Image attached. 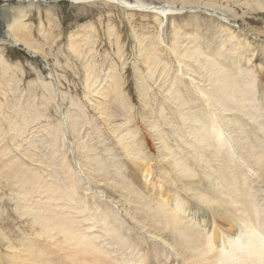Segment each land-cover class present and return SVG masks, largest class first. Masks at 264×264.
I'll return each mask as SVG.
<instances>
[{
  "label": "bare ground",
  "instance_id": "1",
  "mask_svg": "<svg viewBox=\"0 0 264 264\" xmlns=\"http://www.w3.org/2000/svg\"><path fill=\"white\" fill-rule=\"evenodd\" d=\"M97 1L130 16L140 11L157 17L155 34H134L141 109L134 108L136 95L116 65L107 72L98 67L97 38L72 35L68 50L80 63L84 98L120 155L76 97L69 96L64 109L67 94L53 72L30 84L23 101L0 52V218L6 213L4 185L26 221L14 240L0 228V245L8 250L0 251V264H264V84L252 58L241 52H262L264 35L252 34L232 8L216 0H163L161 7L145 0H74ZM253 6L264 9L259 0ZM188 8L221 12L229 22L207 19L204 31L219 37L206 48L199 34L184 38L176 25L169 45L161 35L164 21L183 17ZM15 10L0 13L7 44L48 59L44 45L55 38L39 31L45 44H38L24 23L26 8ZM115 39L121 61L124 48ZM162 49L174 59V72ZM52 104L57 113L63 110L55 124L47 121ZM142 111L148 130L137 131L134 120ZM142 175L161 183L144 182Z\"/></svg>",
  "mask_w": 264,
  "mask_h": 264
},
{
  "label": "rangeland",
  "instance_id": "2",
  "mask_svg": "<svg viewBox=\"0 0 264 264\" xmlns=\"http://www.w3.org/2000/svg\"><path fill=\"white\" fill-rule=\"evenodd\" d=\"M128 1V0H127ZM147 3L152 4L155 7H161L164 5L163 0H145ZM182 1V0H176ZM208 1V0H207ZM214 1V0H213ZM217 3L226 6L228 5L232 8L239 17H241L245 24L246 28L252 30V34L260 33L264 35V9L260 10L253 6V0H216ZM264 5V0H259ZM129 2L134 3V0H129ZM238 2V4H236ZM244 3H247L245 5ZM23 6L26 8L27 17L24 20V23L28 25L30 28L33 38L38 44L44 45V38L40 34L45 32V35L49 37V39L55 38V44L52 46L44 45V49L50 55L48 59L41 55L31 54L29 51L25 50L24 47H14L10 44H7V39L4 38V32L6 28H2V32H0V52L4 53L5 60L10 67V71L8 76L12 78L14 77L18 81V91L17 94H21L22 100L25 101L28 98L29 94V85L35 84L39 77L49 78L50 73H54L58 78L60 76L61 83L59 84V90L61 92H65L67 97L64 101V109L68 106L69 96L76 97L82 104L86 116L88 118H95V122L99 124L100 129L102 130L103 138H106L111 147L121 155L119 147L116 145V140L114 137H111L107 129L103 126L101 121L95 117V113L92 109V104H90L86 98H84V88L81 82V75L79 74V62L76 63L70 56V52L68 50V44L70 37L76 34L79 35H91L92 37L97 38V43L95 45L96 52L95 61L98 64V67L104 65V69L100 68L101 75H104V72H107L110 66L116 65L117 69L122 73L123 78L127 83L130 84L133 95H136L134 102V108L137 111H140L141 106L138 101V95L136 93V77L134 73L135 65H137L136 61V42L134 38V34L144 35V36H152L158 30L157 26V17L151 13H145L136 11L137 14L134 16H130L126 14L123 8L117 6L114 7L106 2H89L84 4H76L74 0H44L38 1L36 3H28V2H19V1H9L4 2L0 1V13L3 11L12 13H16L14 9L19 6ZM251 5V6H250ZM13 8V9H12ZM183 17H175L169 18L164 21V29L161 33L164 38L166 44H170L169 37H171V33L173 32V26L181 27L180 34L184 38H193L196 34L200 36V44L203 47H207L210 44V41L217 40L219 35L216 36H208L206 34L204 24L209 23L207 19L211 21H227V18L221 13L217 11H211L209 9L204 8H188ZM191 15H199L202 17L201 19H193L189 16ZM234 20V19H231ZM231 21L230 23H232ZM229 23V22H228ZM234 24V23H233ZM197 25H200L201 28H198ZM235 26L238 30H240V26H242L241 21L236 22ZM216 27V26H215ZM213 26V28H215ZM188 35V36H187ZM41 36V37H40ZM119 36L122 47L124 48V57L121 61L125 62V66H121L120 59L116 56V39L115 37ZM88 37V36H87ZM213 40V41H214ZM6 43V45H5ZM2 44V45H1ZM4 44V45H3ZM242 53H244L248 58H252V63L256 65L255 72L258 77V81L260 85L264 84L263 77V69L264 63L259 66V61L264 62V50L261 52L257 51L253 57L250 51H246L245 48H242ZM161 56L169 62L172 71L176 70L175 63L173 64L174 59L169 56V53L162 49L160 52ZM164 55V56H163ZM169 57V58H168ZM62 63L64 69H61L57 66L56 61L58 60ZM67 61V62H66ZM69 61V62H68ZM69 66L67 68V65ZM69 63V64H68ZM245 60L243 61V66H245ZM258 66V67H257ZM142 67V66H141ZM263 67V68H262ZM66 68V69H65ZM143 68V67H142ZM175 68V69H174ZM104 70V72L102 71ZM107 69V70H106ZM106 70V71H105ZM123 70V71H122ZM24 71V72H23ZM78 71V73H77ZM172 72V73H173ZM119 73V72H118ZM15 75V76H14ZM55 82V79L52 78ZM157 86L155 87L156 90ZM263 91V90H262ZM12 94V93H11ZM10 94V95H11ZM37 93H35V96ZM35 96L32 99H35ZM41 99V94L36 97V102ZM50 118L47 121L52 124L57 123L60 119V116H63V110H59V113L56 112L54 104L50 106L49 109ZM142 118L145 117V113L136 112V118L134 120L133 127L137 131H142L143 129H147ZM139 119V120H138ZM123 119L119 118L116 124H120ZM43 122V121H42ZM48 123V122H47ZM45 124L33 125V130L38 131ZM101 124V125H100ZM104 127V128H103ZM141 127V129H140ZM32 127L29 129V132H32ZM91 132V131H90ZM43 132H41V135ZM93 136V134H92ZM94 137V136H93ZM108 138V139H107ZM141 138H143L141 133ZM151 139V138H150ZM22 141V139H20ZM73 139L68 137L67 145L71 147L70 141ZM152 140V139H151ZM96 141V140H94ZM154 146L158 148L157 143L153 142ZM21 149L25 150L27 148L26 142L21 143ZM21 154L20 150H15L13 154ZM73 155V153H72ZM72 159V158H71ZM124 159L122 158V161ZM125 162V160L123 161ZM1 166V165H0ZM76 168V167H75ZM77 169V168H76ZM78 171V170H77ZM47 174V173H46ZM82 177V174H80ZM146 175H142V181L152 182L155 179L152 177H148L146 179ZM156 183H161L160 180H156ZM88 183V182H87ZM92 187V185H90ZM8 187H2L1 196L5 194L3 197V204L6 213L0 218V228H6L7 236L12 240L17 238L18 232L23 228L25 224V219H20L18 214L14 211L15 202L13 200L14 195L10 190L6 189ZM7 191V192H6ZM12 197V198H11ZM5 200V201H4ZM13 200V201H12ZM6 202V203H5ZM9 203V204H8ZM8 211V212H7ZM14 213H13V212ZM9 213V214H8ZM17 214V215H16ZM16 215V216H15ZM18 219V220H17ZM21 220V221H20ZM25 221V222H24ZM19 222V223H18ZM23 224V225H22ZM7 226V227H6ZM2 246V247H1ZM4 248V249H3ZM1 252H7L6 246L0 245Z\"/></svg>",
  "mask_w": 264,
  "mask_h": 264
}]
</instances>
